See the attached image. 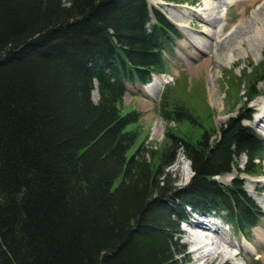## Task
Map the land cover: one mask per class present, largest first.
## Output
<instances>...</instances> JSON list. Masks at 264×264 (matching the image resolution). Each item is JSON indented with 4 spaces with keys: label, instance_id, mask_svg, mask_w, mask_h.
Segmentation results:
<instances>
[{
    "label": "trees",
    "instance_id": "trees-1",
    "mask_svg": "<svg viewBox=\"0 0 264 264\" xmlns=\"http://www.w3.org/2000/svg\"><path fill=\"white\" fill-rule=\"evenodd\" d=\"M152 13L145 0H0V264H181L187 207L255 224L241 182L214 180L241 155V172L262 173L249 115L194 144L167 133L168 147L131 150L140 116L121 112L124 82L164 72L179 37ZM250 79L245 101L264 71ZM167 96L165 119L195 125L184 106L166 110ZM178 152L193 171L181 188L167 172Z\"/></svg>",
    "mask_w": 264,
    "mask_h": 264
},
{
    "label": "rangeland",
    "instance_id": "rangeland-1",
    "mask_svg": "<svg viewBox=\"0 0 264 264\" xmlns=\"http://www.w3.org/2000/svg\"><path fill=\"white\" fill-rule=\"evenodd\" d=\"M145 1L149 9L156 10L165 17L171 27L179 33L180 38L173 41V55L167 57L168 70L162 76L167 84L164 85L165 81L162 80L161 76L155 77L157 83L153 84L152 88L154 89H148V92L147 89H144L145 86L138 82L126 83L127 91L122 99L121 112L135 110L140 116L138 125H136L139 137L136 145L131 150L139 145L153 150L159 149L163 145L168 147L169 143L167 141L170 140L167 133L194 144L200 140L205 131L210 132L211 129H214L218 133L220 127H223L230 118L246 114H250L251 118H254L250 109L256 107L255 102L259 101L260 98L258 97L264 93V83L257 85L256 91L259 96L254 98L253 101L245 102L244 96L247 93L246 87L252 80L250 78L253 74L258 76L260 72L264 71V9H261L263 0H256L254 6L246 8L243 14L241 6L234 5L231 11H226L225 9L229 7V4H219L214 12V28L226 27L224 35L219 40L221 41L227 37L223 43L227 42L230 45L221 54L213 51L208 52V56L204 58L212 60L207 66L203 63L198 65L201 62H194L201 57L200 52H195L194 47L197 51L198 48L203 49L202 44L209 39L205 35L197 33L203 30V23L200 21L206 19L210 12L209 9L205 8L204 4L202 6L196 4L197 0H185L187 2L182 4L166 3L162 0ZM204 1L209 3V0ZM232 1L225 0V3H231ZM257 3H260V5L255 6ZM258 11L259 13L256 14ZM192 12H195L198 20L193 18ZM254 14H256V18L258 17V23L250 22L249 29L253 31L261 28V36L255 38L249 34H246V36L242 34L239 39H234V35L231 39L228 38V33L235 29L241 20ZM172 15L178 16L179 20L174 19ZM196 23H200V25H196ZM205 28L208 31L214 30L208 26ZM243 38L244 43L240 44L239 41ZM215 41L216 39L209 40L211 43ZM167 88H169V92L166 97V110H171L174 103L184 106L189 115L193 117L192 124L195 125H191L187 121H167L162 111L159 110L158 112L161 92L163 93ZM95 91L94 88L91 93L93 102H97L99 99V95ZM197 124L199 125L196 126ZM243 124L245 125L246 122L244 121ZM254 129L260 130L255 126ZM210 134L213 138L214 134L211 132ZM235 162L238 170H242L246 158L244 156L238 157ZM262 163V177L251 178L243 174L239 175L238 170L234 169L230 173L216 176L214 179L219 184L229 185L238 177L243 184L246 195L252 199L264 215V181H262L264 180V156ZM167 172L169 174L168 181L172 182V185L177 188L187 185L193 175L189 159L181 152L176 154L172 165L167 168ZM182 227L183 225H179L180 230H182ZM263 228L264 216H260L256 226L248 234L250 242L246 243L243 236L232 232L233 230L229 225L224 227L228 240L238 248L241 246L239 251L243 264H253L254 258H258L260 261L256 264H264ZM188 240L191 239L188 238V235L187 237L184 235L179 241L184 245L180 257L181 264H195L193 260L197 255L203 256L207 253L202 250L191 253L187 247ZM224 245L229 244L224 243ZM213 264H219L218 260L214 261Z\"/></svg>",
    "mask_w": 264,
    "mask_h": 264
},
{
    "label": "bare ground",
    "instance_id": "bare-ground-1",
    "mask_svg": "<svg viewBox=\"0 0 264 264\" xmlns=\"http://www.w3.org/2000/svg\"><path fill=\"white\" fill-rule=\"evenodd\" d=\"M214 1H216V3H214ZM224 2H225V0H209V3L204 1V0H197L196 4H198L199 6H202L204 4L205 8L209 9V11H210L209 14L206 16V19H201V21H200L201 23H203V25H202L203 26V28H202L203 30L202 31L200 30L199 32H197L198 34L205 35L206 37L209 38V39H207V42H204V44H202V48L203 49H199L198 48V51H197L195 49V47H194L195 52H200V56H201V57L198 56L200 58L197 59V61H194L196 63L197 62H201V63H198V65L203 63V64H205L207 66L208 63H211L212 59L208 60L207 58H204V57L208 56V52L213 51V52H217L218 54H221V53H223V51H226V49H228V46L230 45L227 42L223 43V41L227 37L223 38V40H221V41L219 40L224 35V30L226 29V27L214 28V25H215L214 12L219 7V4L220 3H224ZM233 2H234L233 3L234 5L241 6V9L243 10V12H242V14H243L246 8L254 6L256 0H233ZM258 4L260 5V3H257L256 5H258ZM261 9H264V0H263ZM258 13H259V11L256 12V14H258ZM191 14H192L193 18H196L198 20L195 12H192ZM256 14L248 17L247 19L241 20L238 23V25L236 26V28L228 33V38L231 39L232 36L234 35V39H239L242 36V34H244L245 36H246V34H249L251 36H254L255 38L258 37V36H261L262 35V29L261 28H257V30H253V31H250V29H249V23L250 22L258 23V17L256 18ZM172 16H173L174 19L177 18V20H179L178 16H176V15H172ZM196 25H200V23H196ZM206 26L211 27L214 30L208 31L205 28ZM210 39H216V41L214 43H211V42H209ZM239 43L243 44L244 43V38L240 39ZM203 58H204V60H203ZM191 62H193V61H191ZM196 67H197V65H196ZM193 68H194V66H193ZM159 76H161V75H159ZM155 77H158V76L157 75L154 76L153 79ZM161 78L164 81L163 77H161ZM162 80H161V82H163ZM156 83H157V78L154 79V82L151 81L147 85H145L144 89H147V91H148V89L149 90H153L154 89V88H152L153 84H156ZM156 94H157V92H156ZM154 98L156 99L155 96H154ZM257 102H256V104H257L258 107L256 109L258 111H260V113H259V115H258V117L256 119V122L261 121V119L264 118V102H260V101H257ZM253 109L254 108H252L251 110H253ZM262 181H264V180H262ZM242 189H243V186H242ZM243 191H244V189H243ZM244 193H245V191H244ZM248 198L251 199L250 197H248ZM200 226H201V222L197 221L191 227L195 228V229H200L201 228ZM187 235H188V238L191 239V240H188L189 243H192V244L195 245V248L193 250H191L190 252L191 253H193V252L196 253V251H200V250L206 251L207 253H205L203 256H208L209 257V258L207 257L208 260H211V258H213V257L215 258L216 256L217 257H221L224 253H226V249L227 248H233L234 247V244L232 242L226 241L221 236L218 235V236H215V237L212 236L211 239H213V241L211 242V244H210V246L208 248H205L204 243L209 245L208 243H206V240H208L210 238L209 234L206 232V230H203L201 232H197V231L192 230V232L188 233ZM224 243L225 244H229V245L225 246ZM211 256H213V257H211Z\"/></svg>",
    "mask_w": 264,
    "mask_h": 264
}]
</instances>
